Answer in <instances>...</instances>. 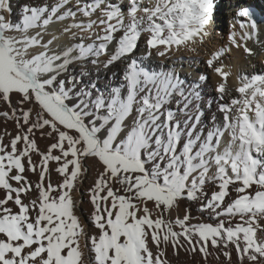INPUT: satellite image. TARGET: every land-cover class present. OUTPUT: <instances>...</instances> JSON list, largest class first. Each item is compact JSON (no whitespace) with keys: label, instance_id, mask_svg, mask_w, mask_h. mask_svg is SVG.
<instances>
[{"label":"snow or ice","instance_id":"snow-or-ice-1","mask_svg":"<svg viewBox=\"0 0 264 264\" xmlns=\"http://www.w3.org/2000/svg\"><path fill=\"white\" fill-rule=\"evenodd\" d=\"M224 7L0 0V264H264V9Z\"/></svg>","mask_w":264,"mask_h":264},{"label":"bare ground","instance_id":"bare-ground-1","mask_svg":"<svg viewBox=\"0 0 264 264\" xmlns=\"http://www.w3.org/2000/svg\"><path fill=\"white\" fill-rule=\"evenodd\" d=\"M29 0H13V5H14V15H13V20H15L19 14H20V8L23 4L28 3ZM250 2L256 7L257 11H260L261 9H264V0H250ZM224 10L226 9L227 12H224V15L226 14L229 19L230 22L228 23V26L224 25V21H222V23L220 24V32H222L226 38L227 33L229 31V25L231 23V12L230 10L227 8V4H228V0H224ZM222 19H223V15H222ZM218 39V37H217ZM141 48H143V43H141ZM249 47H253L255 48V45H253L251 42H249ZM255 51L257 52V55L255 57H247L244 53L243 50H233L231 57L229 60H226L225 62L228 63L231 67L234 73H240V72H244L245 74H249V73H259L261 71L262 68H264V52H261L259 48H255ZM176 56H184L185 57V61L183 63V68L187 69L189 72L191 71H196L199 73H205V69H206V65H204L202 63L203 60V52H201V55L199 57L195 56V54L193 53H189V52H183V53H177ZM189 57L192 58V60H196L198 61L197 63L192 64V67L189 68V63L190 60L188 59ZM175 59V57H174ZM147 63V62H146ZM155 63V61L153 62ZM164 63H171V61H165ZM209 76V81H212V75H211V70H207V72L205 73ZM107 75H110V73H108ZM183 75V73H182ZM106 78V77H105ZM230 86L231 87H236L237 86V81L235 79V76H233L230 79ZM9 130H12V125H9ZM50 141H45L43 139H39L38 138V143L41 147V149H44L46 144L49 143ZM33 179H35V177H32ZM52 180L53 182H55L57 180V176L55 173H53L52 176ZM85 199V206L87 207V196L84 197ZM193 214H195V208H193ZM176 264H191V260L190 258L184 254L183 252H181L179 259L176 261Z\"/></svg>","mask_w":264,"mask_h":264},{"label":"rangeland","instance_id":"rangeland-1","mask_svg":"<svg viewBox=\"0 0 264 264\" xmlns=\"http://www.w3.org/2000/svg\"><path fill=\"white\" fill-rule=\"evenodd\" d=\"M224 12H227V10L225 9V10H223V19H222V21H224V25L225 26H228V23L230 22V19H229V17L225 14L224 15Z\"/></svg>","mask_w":264,"mask_h":264}]
</instances>
